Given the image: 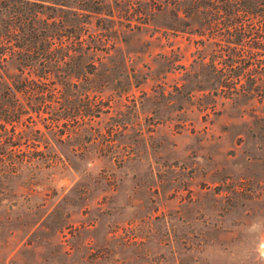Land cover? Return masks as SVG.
<instances>
[{"label":"rangeland","instance_id":"1","mask_svg":"<svg viewBox=\"0 0 264 264\" xmlns=\"http://www.w3.org/2000/svg\"><path fill=\"white\" fill-rule=\"evenodd\" d=\"M104 2L88 31L110 26L114 47L80 59L99 110L63 135L49 113L21 122L33 164L0 201V264H264V32L239 45L235 28ZM238 47L259 61L235 63Z\"/></svg>","mask_w":264,"mask_h":264},{"label":"trees","instance_id":"2","mask_svg":"<svg viewBox=\"0 0 264 264\" xmlns=\"http://www.w3.org/2000/svg\"><path fill=\"white\" fill-rule=\"evenodd\" d=\"M120 1L124 0H115ZM146 1L151 9L169 7L192 22L199 17L209 32L235 28L239 45L246 33L264 32V0ZM106 4L104 0H0V201L16 195L14 181L23 167L33 164L34 125L20 126L30 112L49 113L52 120L43 126L60 135L76 130L77 113L98 112L97 96L81 89L89 78L85 67L94 64L80 59L86 56L92 61L97 50L114 47L110 26L105 34L88 31L89 25L98 26ZM68 6L75 9L76 17L70 20L64 14ZM258 50L244 52L238 47L235 63L259 61ZM215 58L219 56L210 57L212 64ZM10 61L13 73L8 70ZM68 121L76 123L69 126Z\"/></svg>","mask_w":264,"mask_h":264}]
</instances>
